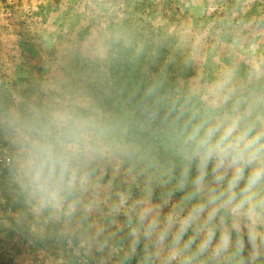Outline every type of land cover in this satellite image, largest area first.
<instances>
[{"label": "clouds", "instance_id": "9594fccd", "mask_svg": "<svg viewBox=\"0 0 264 264\" xmlns=\"http://www.w3.org/2000/svg\"><path fill=\"white\" fill-rule=\"evenodd\" d=\"M94 7L43 78L0 81L16 226L53 264H264V52L238 36L240 60L173 79L110 0Z\"/></svg>", "mask_w": 264, "mask_h": 264}, {"label": "rangeland", "instance_id": "374dc122", "mask_svg": "<svg viewBox=\"0 0 264 264\" xmlns=\"http://www.w3.org/2000/svg\"><path fill=\"white\" fill-rule=\"evenodd\" d=\"M96 0H0V81L31 83L96 26ZM110 18L159 51L156 67L173 79L211 78L239 36L264 52V0H110ZM138 72L124 69L125 77ZM11 193L0 182V264H53L50 241L16 226Z\"/></svg>", "mask_w": 264, "mask_h": 264}]
</instances>
